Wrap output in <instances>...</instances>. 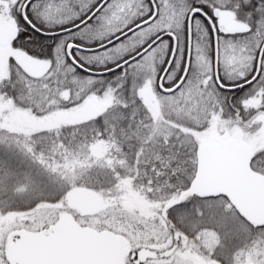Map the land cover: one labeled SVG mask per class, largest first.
I'll return each mask as SVG.
<instances>
[{
	"label": "snow or ice",
	"instance_id": "obj_1",
	"mask_svg": "<svg viewBox=\"0 0 264 264\" xmlns=\"http://www.w3.org/2000/svg\"><path fill=\"white\" fill-rule=\"evenodd\" d=\"M0 264H264V0H0Z\"/></svg>",
	"mask_w": 264,
	"mask_h": 264
}]
</instances>
